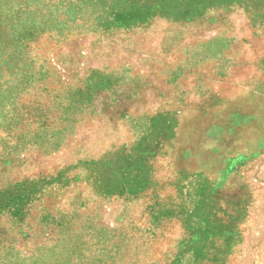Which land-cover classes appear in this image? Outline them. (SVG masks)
<instances>
[{
    "label": "rangeland",
    "instance_id": "374dc122",
    "mask_svg": "<svg viewBox=\"0 0 264 264\" xmlns=\"http://www.w3.org/2000/svg\"><path fill=\"white\" fill-rule=\"evenodd\" d=\"M0 264H264V0H0Z\"/></svg>",
    "mask_w": 264,
    "mask_h": 264
}]
</instances>
